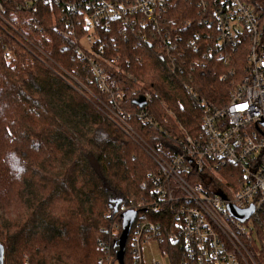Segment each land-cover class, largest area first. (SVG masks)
Segmentation results:
<instances>
[{"label": "trees", "instance_id": "16d2710c", "mask_svg": "<svg viewBox=\"0 0 264 264\" xmlns=\"http://www.w3.org/2000/svg\"><path fill=\"white\" fill-rule=\"evenodd\" d=\"M13 1L5 2L7 22L0 25L4 264H100L115 210L141 200L146 193L142 181L155 171L142 148L108 117L107 108L131 115L128 123L146 142L156 144L165 136L136 116L144 106L138 96L157 92L159 98L148 111L159 125L165 128L162 118L172 120L164 103L194 133L200 130L202 114L187 86L221 104L230 78L222 79L227 69L220 62L201 58L186 44L185 57L172 61L149 42L114 34L104 56L119 52L117 66L131 78L104 66L108 90H103L90 70L91 60L82 57L75 38L66 35L61 10L38 5L35 11H25ZM174 6L170 22L182 26L192 19L191 28L201 30L199 18L187 14L197 12L195 5L177 1ZM197 59L201 64L194 69ZM129 243L128 239L124 264H135ZM162 247L170 264H180V254L168 239Z\"/></svg>", "mask_w": 264, "mask_h": 264}, {"label": "built area", "instance_id": "2783aa9c", "mask_svg": "<svg viewBox=\"0 0 264 264\" xmlns=\"http://www.w3.org/2000/svg\"><path fill=\"white\" fill-rule=\"evenodd\" d=\"M177 1L196 6L197 12L187 14L199 18L201 30L191 28L192 19L182 26L169 21ZM5 2L11 0H0L1 26L7 22ZM13 4L25 11H35L38 5L61 10L66 35L75 38L79 54L91 60L90 70L103 90H108L104 66L131 78L117 66L119 52L104 56L114 34L149 42L172 61L185 57V47L192 48L201 58L227 69L222 77L230 78L224 103L210 102L187 86L202 114L200 130L194 133L164 103L172 120L162 118L165 128L159 125L148 111L159 98L152 90L137 97L145 103L136 116L163 133L164 142L149 144L128 123L131 115L107 108L108 117L142 148L155 171L142 181L146 193L141 200L122 203L115 210L100 264H120L113 248L117 255L122 216L127 212L137 213L129 235L135 264H145L142 248L152 242L163 248L165 238L180 254V264H264V1L14 0ZM230 207L254 212L241 221ZM150 264L162 263L153 259Z\"/></svg>", "mask_w": 264, "mask_h": 264}, {"label": "water", "instance_id": "95a60500", "mask_svg": "<svg viewBox=\"0 0 264 264\" xmlns=\"http://www.w3.org/2000/svg\"><path fill=\"white\" fill-rule=\"evenodd\" d=\"M145 102L143 100L141 101V104L143 105ZM231 213L239 220L245 221L248 220L251 215L254 212V209H247V211L240 212V211H235L232 207H230ZM137 217L136 212H127L125 213L122 218H123V233L119 239V250L117 251V261H119L120 264H124V257H125V248L126 244L129 239V235L132 229V224L135 221V218ZM5 249L4 246L0 243V264H4V259H5Z\"/></svg>", "mask_w": 264, "mask_h": 264}, {"label": "rangeland", "instance_id": "374dc122", "mask_svg": "<svg viewBox=\"0 0 264 264\" xmlns=\"http://www.w3.org/2000/svg\"><path fill=\"white\" fill-rule=\"evenodd\" d=\"M86 92H88V91H86ZM87 94L89 96L93 97V99H94L93 94H91L89 92ZM142 257H143L145 264H150L153 259H156L157 261H159L162 264H170L171 263L169 261V259L162 254L161 247L156 242H152V244H149L146 247L142 248Z\"/></svg>", "mask_w": 264, "mask_h": 264}]
</instances>
